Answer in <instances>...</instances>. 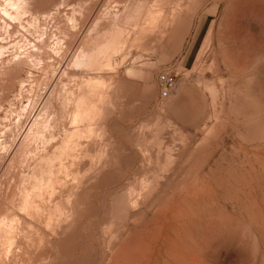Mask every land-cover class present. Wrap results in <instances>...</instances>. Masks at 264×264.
I'll return each instance as SVG.
<instances>
[{
    "label": "rangeland",
    "instance_id": "obj_1",
    "mask_svg": "<svg viewBox=\"0 0 264 264\" xmlns=\"http://www.w3.org/2000/svg\"><path fill=\"white\" fill-rule=\"evenodd\" d=\"M0 264H264V0H0Z\"/></svg>",
    "mask_w": 264,
    "mask_h": 264
},
{
    "label": "built area",
    "instance_id": "obj_2",
    "mask_svg": "<svg viewBox=\"0 0 264 264\" xmlns=\"http://www.w3.org/2000/svg\"><path fill=\"white\" fill-rule=\"evenodd\" d=\"M161 84L163 85V88L160 92V95L162 97H168L170 90L173 86V78L167 74H162L159 78Z\"/></svg>",
    "mask_w": 264,
    "mask_h": 264
},
{
    "label": "bare ground",
    "instance_id": "obj_3",
    "mask_svg": "<svg viewBox=\"0 0 264 264\" xmlns=\"http://www.w3.org/2000/svg\"><path fill=\"white\" fill-rule=\"evenodd\" d=\"M31 204V203H30ZM6 238H8L7 236H6Z\"/></svg>",
    "mask_w": 264,
    "mask_h": 264
}]
</instances>
